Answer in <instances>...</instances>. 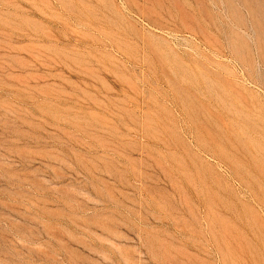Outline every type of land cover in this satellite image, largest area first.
I'll use <instances>...</instances> for the list:
<instances>
[{
	"label": "rangeland",
	"instance_id": "obj_1",
	"mask_svg": "<svg viewBox=\"0 0 264 264\" xmlns=\"http://www.w3.org/2000/svg\"><path fill=\"white\" fill-rule=\"evenodd\" d=\"M0 264H264V0H0Z\"/></svg>",
	"mask_w": 264,
	"mask_h": 264
}]
</instances>
